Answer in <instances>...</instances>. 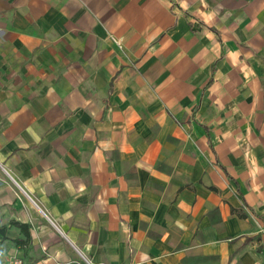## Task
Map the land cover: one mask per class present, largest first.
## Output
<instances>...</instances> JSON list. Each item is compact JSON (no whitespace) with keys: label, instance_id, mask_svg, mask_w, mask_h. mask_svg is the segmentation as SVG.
I'll list each match as a JSON object with an SVG mask.
<instances>
[{"label":"crops","instance_id":"1","mask_svg":"<svg viewBox=\"0 0 264 264\" xmlns=\"http://www.w3.org/2000/svg\"><path fill=\"white\" fill-rule=\"evenodd\" d=\"M0 263L264 264V0H0Z\"/></svg>","mask_w":264,"mask_h":264},{"label":"built area","instance_id":"2","mask_svg":"<svg viewBox=\"0 0 264 264\" xmlns=\"http://www.w3.org/2000/svg\"><path fill=\"white\" fill-rule=\"evenodd\" d=\"M4 264H24V263L18 257L13 256V257H9Z\"/></svg>","mask_w":264,"mask_h":264},{"label":"trees","instance_id":"3","mask_svg":"<svg viewBox=\"0 0 264 264\" xmlns=\"http://www.w3.org/2000/svg\"><path fill=\"white\" fill-rule=\"evenodd\" d=\"M3 232H2V230H0V234H2Z\"/></svg>","mask_w":264,"mask_h":264}]
</instances>
